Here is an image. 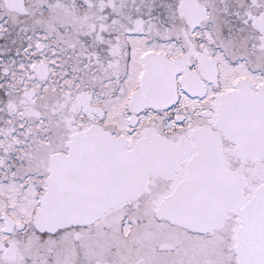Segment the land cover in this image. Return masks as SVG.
<instances>
[{
  "label": "snow or ice",
  "instance_id": "6c2138e0",
  "mask_svg": "<svg viewBox=\"0 0 264 264\" xmlns=\"http://www.w3.org/2000/svg\"><path fill=\"white\" fill-rule=\"evenodd\" d=\"M0 264H264V0H0Z\"/></svg>",
  "mask_w": 264,
  "mask_h": 264
}]
</instances>
